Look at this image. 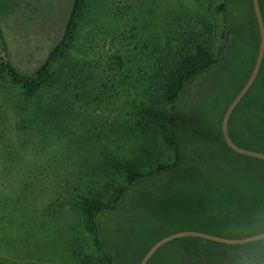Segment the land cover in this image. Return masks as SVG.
Here are the masks:
<instances>
[{"label": "rangeland", "instance_id": "obj_1", "mask_svg": "<svg viewBox=\"0 0 264 264\" xmlns=\"http://www.w3.org/2000/svg\"><path fill=\"white\" fill-rule=\"evenodd\" d=\"M220 2L87 0L73 46L33 97L25 95L2 64L10 60L23 73L36 69L61 37L70 0L46 1L32 21L18 12L4 25L0 264H95L85 260L89 238L76 199L116 192L126 184L129 168L149 171L173 161L165 137L171 107L157 98L155 81L183 32H208L218 52ZM149 219L143 210L122 218L126 242L128 235H140L141 223ZM232 244L214 245L208 264H231ZM163 246L150 264L169 261L173 245ZM143 247L134 242V257Z\"/></svg>", "mask_w": 264, "mask_h": 264}, {"label": "trees", "instance_id": "obj_2", "mask_svg": "<svg viewBox=\"0 0 264 264\" xmlns=\"http://www.w3.org/2000/svg\"><path fill=\"white\" fill-rule=\"evenodd\" d=\"M46 1L50 0H0V33L4 34V25L18 12L28 21L35 19V11ZM259 1L264 17V0ZM86 8L87 0H70L61 37L32 72H21L10 60L2 64L26 96H35L55 64L67 56ZM217 10L223 18L218 52L208 32H183L169 64L155 81L157 98L171 107L165 137L173 147V161L149 171L129 168L126 184L112 194L78 195L76 206L89 238L87 262L139 264L148 249L168 234L200 230L225 236L224 227L235 218L264 207V159L234 150L222 131L228 106L255 66L260 28L253 0H221ZM229 131L238 145L264 152V58L256 80L230 117ZM133 210H143L150 219L141 223L140 235H128L129 243L119 224ZM155 230L156 236L146 241L145 236ZM134 240L144 245L135 257ZM167 244L173 250L165 264L182 260L208 264L213 258L211 248L219 242L184 236Z\"/></svg>", "mask_w": 264, "mask_h": 264}, {"label": "water", "instance_id": "obj_3", "mask_svg": "<svg viewBox=\"0 0 264 264\" xmlns=\"http://www.w3.org/2000/svg\"><path fill=\"white\" fill-rule=\"evenodd\" d=\"M253 5L255 8L257 21H258L259 28H260V35H261L259 53H258V57H257L256 63H255V66L253 68V71L250 75V78L244 84V86L242 87L240 92L232 100V102L228 106V108H227V110L223 116L222 131H223V135H224L226 142L234 150L241 152V153H244V154H247V155H251V156H255V157L264 159V152L258 151V150H253V149H248V148H245V147L238 145L232 139V137L230 135V131H229L230 117H231L233 111L235 110V108L237 107V105L240 103L243 96L246 94V92L249 90V88L252 86V84L256 80L257 75H258L259 70H260V67L262 65L263 58H264V17H263V13H262L261 6H260V1L259 0H253ZM184 236H198V237L210 239V240L217 241V242L236 243V240L234 237L221 236V235L208 233V232H204V231H200V230H180V231L168 234V235L164 236L163 238L157 240L148 249V251L145 253V255L143 256V258L139 264H147V262L150 260V258L154 255V253L160 247H162L164 244H166L167 242H169L175 238L184 237Z\"/></svg>", "mask_w": 264, "mask_h": 264}, {"label": "clouds", "instance_id": "obj_4", "mask_svg": "<svg viewBox=\"0 0 264 264\" xmlns=\"http://www.w3.org/2000/svg\"><path fill=\"white\" fill-rule=\"evenodd\" d=\"M223 231L236 240L229 247L231 264H264V207L235 218Z\"/></svg>", "mask_w": 264, "mask_h": 264}]
</instances>
